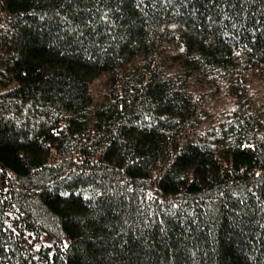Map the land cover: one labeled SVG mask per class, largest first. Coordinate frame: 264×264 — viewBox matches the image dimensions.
I'll list each match as a JSON object with an SVG mask.
<instances>
[{
	"label": "trees",
	"instance_id": "obj_1",
	"mask_svg": "<svg viewBox=\"0 0 264 264\" xmlns=\"http://www.w3.org/2000/svg\"><path fill=\"white\" fill-rule=\"evenodd\" d=\"M0 264H264V0H0Z\"/></svg>",
	"mask_w": 264,
	"mask_h": 264
},
{
	"label": "rangeland",
	"instance_id": "obj_2",
	"mask_svg": "<svg viewBox=\"0 0 264 264\" xmlns=\"http://www.w3.org/2000/svg\"><path fill=\"white\" fill-rule=\"evenodd\" d=\"M249 82L251 83L250 91L247 94L255 98V101L258 102L260 97V89L262 82L258 78V76L255 75L254 73L250 75ZM99 83H100V79L94 82L92 85L93 89H95L96 91L100 88ZM213 91H216V89H214ZM229 98L231 97L226 96V94L224 93V88L219 87V92L215 93V97L213 98V99H217V102L212 99L210 105L209 106L207 105L206 108H209L211 114H215L216 116L219 112H221L222 109L225 108L226 105L229 104L230 102Z\"/></svg>",
	"mask_w": 264,
	"mask_h": 264
}]
</instances>
